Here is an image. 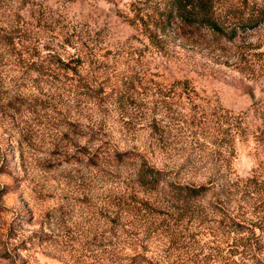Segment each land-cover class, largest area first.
<instances>
[{"label": "rangeland", "instance_id": "1", "mask_svg": "<svg viewBox=\"0 0 264 264\" xmlns=\"http://www.w3.org/2000/svg\"><path fill=\"white\" fill-rule=\"evenodd\" d=\"M140 1L0 0V264H226L235 208L264 264V22L158 48Z\"/></svg>", "mask_w": 264, "mask_h": 264}, {"label": "trees", "instance_id": "2", "mask_svg": "<svg viewBox=\"0 0 264 264\" xmlns=\"http://www.w3.org/2000/svg\"><path fill=\"white\" fill-rule=\"evenodd\" d=\"M223 3L221 0H141L142 6L136 9L134 16L145 27L149 42L158 48H161L160 43L162 44L166 38L174 39L184 36V29L188 31L204 29L213 36L231 40L237 29L252 28L264 22V10L261 6L244 13V3L239 5ZM162 174L161 170L148 165H141L135 170L139 185L148 190L155 189L163 181ZM227 186H229L227 182H223L218 188L223 190ZM205 193V187L202 185L190 186L186 183H175L171 187L169 199L176 208L183 209ZM234 210L232 216L230 212L220 215L226 226L231 227L233 224L240 227H231L228 230V233L233 232V235L230 237L229 250L224 260L226 264H260L258 234L255 235L254 232L256 224L248 220L247 223L251 228L242 235H236L243 232L241 224L246 217L245 212L238 213L237 208ZM234 254H237L236 259L230 257Z\"/></svg>", "mask_w": 264, "mask_h": 264}]
</instances>
